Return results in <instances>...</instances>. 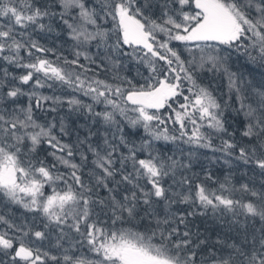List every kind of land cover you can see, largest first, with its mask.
<instances>
[{"label": "snow or ice", "instance_id": "obj_1", "mask_svg": "<svg viewBox=\"0 0 264 264\" xmlns=\"http://www.w3.org/2000/svg\"><path fill=\"white\" fill-rule=\"evenodd\" d=\"M0 206V264H264V0H0Z\"/></svg>", "mask_w": 264, "mask_h": 264}, {"label": "trees", "instance_id": "obj_2", "mask_svg": "<svg viewBox=\"0 0 264 264\" xmlns=\"http://www.w3.org/2000/svg\"><path fill=\"white\" fill-rule=\"evenodd\" d=\"M42 42H44V43H47V45H48V47H54V46H59V45H61L62 43H63V39H56L55 38V35L54 34H49V37H48V39L47 40H45V41H42ZM67 48H68V46L67 45H64V52H63V54L65 55V56H68L69 57V59H71V56H70V54H69V51L67 50ZM51 59H53V60H55V57L53 56V57H50ZM240 67V64L239 63H237L236 64V66H235V68H239ZM235 68L233 69V70H235ZM10 71H17V72H19V71H21V70H18V69H9ZM252 68L251 67H249L246 71H245V74L246 75H248V73H250V72H252ZM100 78H104L103 77V75H101V77ZM225 92L227 91V89H226V87L223 89ZM46 91V93L47 94H50V90H45ZM64 91H66V89H61V88H57L56 89V92H57V94H62ZM85 100H87V98H84ZM90 102V101H89ZM97 110H99V108L97 109ZM65 111H66V109H65ZM65 114V112L64 111H62L61 112V115H64ZM72 119H77V117L74 115L73 117H72ZM79 119V123H83L84 122V120L86 119V117H79L78 118ZM82 135H83V132L81 133ZM155 146L157 147V148H161V147H164L165 148V151L167 150V149H172L173 151L175 150V145L174 144H172V143H167V145L165 146V142L164 141H158V142H155ZM182 147L185 149V154L187 153V151L189 150V148H190V146H188V145H182ZM169 154H171V153H169ZM40 155H41V157H43L44 156V152L43 151H41L40 152ZM177 155H179V153H177ZM197 155H199L200 156V158H201V163H203V164H205L208 168H210L212 171H213V173L215 174V175H217L221 180H223V177H224V175H226V174H228V172L230 171V169L227 167V166H224V165H222V163H220V162H217V163H215V164H209L208 163V161L206 160V159H204V156H208V157H211L213 154L209 151V150H206V149H200L198 152H197ZM49 160L51 159L50 157L48 158ZM195 171H200V169H199V167H197L196 169H195ZM236 179L238 180L239 179V176L237 175L236 176ZM235 182V181H234ZM215 187V186H214ZM45 195H50L51 194V188H49V187H46L45 188ZM14 210V209H13ZM13 212H17V210H15V211H13ZM17 215V214H16ZM17 216H19V214L17 215ZM208 226L210 227V228H215L217 231H219L220 229H219V225L218 224H214L211 220H209L208 221Z\"/></svg>", "mask_w": 264, "mask_h": 264}, {"label": "rangeland", "instance_id": "obj_3", "mask_svg": "<svg viewBox=\"0 0 264 264\" xmlns=\"http://www.w3.org/2000/svg\"><path fill=\"white\" fill-rule=\"evenodd\" d=\"M0 207H2V206H0ZM13 209H14V210H13ZM15 210H16V206H14V207L12 208V211H15ZM23 211H24L23 209H20L19 211L16 212V214H17V215H18V214L20 215V213L23 212ZM29 215H30V214H29Z\"/></svg>", "mask_w": 264, "mask_h": 264}]
</instances>
